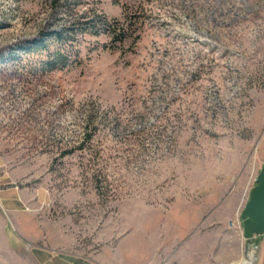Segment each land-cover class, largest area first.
I'll return each mask as SVG.
<instances>
[{
	"label": "rangeland",
	"instance_id": "obj_1",
	"mask_svg": "<svg viewBox=\"0 0 264 264\" xmlns=\"http://www.w3.org/2000/svg\"><path fill=\"white\" fill-rule=\"evenodd\" d=\"M58 31L77 55L48 70ZM263 166L264 0H0V199L38 264H264L240 219Z\"/></svg>",
	"mask_w": 264,
	"mask_h": 264
},
{
	"label": "crops",
	"instance_id": "obj_2",
	"mask_svg": "<svg viewBox=\"0 0 264 264\" xmlns=\"http://www.w3.org/2000/svg\"><path fill=\"white\" fill-rule=\"evenodd\" d=\"M3 200L5 202V198ZM5 204L6 206L0 199V264H38L35 250L37 253L45 251L31 243L32 232L29 234V230L38 225V222L22 210V207H10L6 202ZM64 255L70 259H61L59 264H97L80 256ZM107 263L113 264L114 260L108 258ZM187 264L194 262L190 259Z\"/></svg>",
	"mask_w": 264,
	"mask_h": 264
},
{
	"label": "trees",
	"instance_id": "obj_3",
	"mask_svg": "<svg viewBox=\"0 0 264 264\" xmlns=\"http://www.w3.org/2000/svg\"><path fill=\"white\" fill-rule=\"evenodd\" d=\"M102 34L106 35L111 45L116 47L121 45L128 38L129 26H124L122 22L116 19L99 18ZM126 21V19H124ZM72 35L63 31L49 32L41 36L38 41L33 43L31 51L38 53L39 60L44 68L48 70H62L72 62L76 51L69 49L68 44L72 42ZM53 46V49L51 47ZM112 47V48H113Z\"/></svg>",
	"mask_w": 264,
	"mask_h": 264
},
{
	"label": "water",
	"instance_id": "obj_4",
	"mask_svg": "<svg viewBox=\"0 0 264 264\" xmlns=\"http://www.w3.org/2000/svg\"><path fill=\"white\" fill-rule=\"evenodd\" d=\"M240 219L245 240L264 235V166L249 193L248 202L240 213Z\"/></svg>",
	"mask_w": 264,
	"mask_h": 264
},
{
	"label": "bare ground",
	"instance_id": "obj_5",
	"mask_svg": "<svg viewBox=\"0 0 264 264\" xmlns=\"http://www.w3.org/2000/svg\"><path fill=\"white\" fill-rule=\"evenodd\" d=\"M254 260H255V257L253 255V252H250L249 253V261L246 262L245 264H253Z\"/></svg>",
	"mask_w": 264,
	"mask_h": 264
}]
</instances>
